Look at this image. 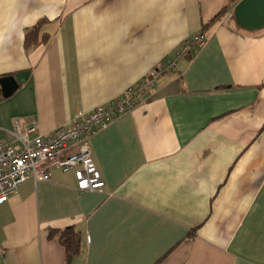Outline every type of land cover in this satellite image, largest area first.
Returning <instances> with one entry per match:
<instances>
[{
    "label": "crops",
    "instance_id": "0c3cea01",
    "mask_svg": "<svg viewBox=\"0 0 264 264\" xmlns=\"http://www.w3.org/2000/svg\"><path fill=\"white\" fill-rule=\"evenodd\" d=\"M236 0H0V140L119 97L186 38L204 41L90 138L101 191L27 178L0 205V264H264V29ZM226 11L219 17L218 13ZM40 19L48 40L25 48ZM80 232L69 260L50 229Z\"/></svg>",
    "mask_w": 264,
    "mask_h": 264
},
{
    "label": "built area",
    "instance_id": "2783aa9c",
    "mask_svg": "<svg viewBox=\"0 0 264 264\" xmlns=\"http://www.w3.org/2000/svg\"><path fill=\"white\" fill-rule=\"evenodd\" d=\"M203 41L202 33L184 39L163 64L150 69L135 86L89 111L76 112L67 123L47 134L40 132L32 117L15 119L13 141L0 140V205L14 195L27 178L49 180L51 169L71 172L79 191H101L105 183L92 157L91 136L118 116L131 112L136 106L137 93L150 91L162 72L175 69L177 59L197 49Z\"/></svg>",
    "mask_w": 264,
    "mask_h": 264
},
{
    "label": "water",
    "instance_id": "95a60500",
    "mask_svg": "<svg viewBox=\"0 0 264 264\" xmlns=\"http://www.w3.org/2000/svg\"><path fill=\"white\" fill-rule=\"evenodd\" d=\"M235 24L246 31L264 29V0H236L233 9ZM12 75L0 77L1 94L10 96L17 89Z\"/></svg>",
    "mask_w": 264,
    "mask_h": 264
},
{
    "label": "trees",
    "instance_id": "16d2710c",
    "mask_svg": "<svg viewBox=\"0 0 264 264\" xmlns=\"http://www.w3.org/2000/svg\"><path fill=\"white\" fill-rule=\"evenodd\" d=\"M225 11L226 9L223 8L218 13L217 17L225 13ZM45 22V19H40L35 25H33L26 31L24 38L25 48L36 46L39 43H44L48 40V35L46 33H42L39 37L40 28ZM48 233L49 238L56 239L64 247L68 260L72 256L79 253L81 236L80 232L75 230L73 227H66L63 229H50Z\"/></svg>",
    "mask_w": 264,
    "mask_h": 264
}]
</instances>
